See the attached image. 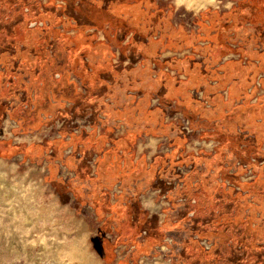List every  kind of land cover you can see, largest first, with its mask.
Returning a JSON list of instances; mask_svg holds the SVG:
<instances>
[{
  "label": "rangeland",
  "instance_id": "374dc122",
  "mask_svg": "<svg viewBox=\"0 0 264 264\" xmlns=\"http://www.w3.org/2000/svg\"><path fill=\"white\" fill-rule=\"evenodd\" d=\"M197 1L149 0V2H145L139 0L137 6L133 7L132 5L133 8H131L132 2H128L126 4L130 9H126L125 13H122L127 19H130L132 16L130 17L129 12H133L135 21L131 26L132 29L141 28L140 30H143V35L148 38L147 40H132V42L127 40L132 35H129L126 40H106L101 32L91 34L92 40H82L85 43H92V48L95 46V39L98 44L107 45L106 53L102 52L101 59L106 56V61L110 60L109 65L113 64L116 67L119 64L123 68L118 69V72L113 70V73L112 71L106 73L102 67L104 62L99 59L100 55L95 54L96 51L83 54V57L87 58L84 62L86 68L100 69L96 78L100 77L103 80L102 87L105 92L101 99L88 98L79 107H75L74 102L60 94H58L60 99L55 98L57 89L52 83V75L41 78L35 76L40 63L37 60L39 58L37 40H8L16 42V52L14 54V51L10 50L6 56L0 57V173H5L9 183H16L20 187L29 189L32 196L29 214L33 220L31 230H35V232L33 234L24 232L26 228L27 230L29 228L23 225L22 218L18 222V226L24 229L17 228V224L14 226L15 229L20 230V234H24L28 241H35L34 250L30 251L31 254L35 251L32 254L34 255L32 259H35L34 257L39 254L37 251L40 247L37 242L40 235L42 233L50 234V232L57 234L72 251L74 248L77 250L78 247H85L86 250L95 254V261H100L101 264H252L256 259L254 254L263 253L264 187L260 186L262 183H259L258 179L261 176L264 180V144L259 150L248 148L242 154L237 152L238 154L233 157L230 154L229 157L224 155L221 159L217 158L215 162L212 159L217 155V148L220 146V142L216 139L217 135H215L218 130L225 129L234 135L240 134L247 137L254 135L264 140V113L260 117H253L248 115L250 110L237 109L248 99H250V105L264 102V76L262 75L264 71L255 70L260 62L258 56L264 53V40H262L264 39L262 36L264 26L247 21L244 24L246 28L237 31L239 32L237 37L233 36L234 29L227 28L223 37L217 35L214 39L211 36L217 32V28L212 29L209 34L206 27L209 21H204L206 26L200 27V22L196 21V18L199 19L203 13L210 12L211 14L219 13L223 19L232 20L233 17L229 18L225 13L236 7L239 4L238 0H216L215 4L204 7L202 10L197 8L199 4ZM109 27L110 24L106 23L105 28L109 30ZM81 31L83 32L84 29ZM258 33H260L258 37L261 39L255 40L253 37H256ZM69 35L78 36L76 30H71ZM137 36L140 38L141 33H138ZM152 36H154V40H151ZM234 38L239 41L232 40ZM128 42L141 48H144L142 46L145 43L147 48L143 49L142 55H139L137 60H131L130 57L122 58L123 55H127ZM222 42L232 49L225 59L238 60L244 55L245 63L247 62L249 71L253 73V75L251 74L252 78L254 75L260 74L255 76V80L248 88L250 95L235 91L233 102L231 101L234 111L229 117L224 116L230 114L231 106L227 88L233 86L236 89L238 87L242 89L244 78L240 76L241 74L236 75L237 72H235L236 78H233V81H230L231 78L228 79L223 84L225 86L223 91L219 89L218 92L211 93L214 101L212 105L209 100L205 99L201 89L207 82L215 85L214 78L193 77L192 80L187 81L189 79L186 74L180 75L179 71L172 69L169 64L170 60L174 65L177 63L176 60L192 57L197 62L194 70L209 68L210 71L221 74L219 65H212L211 55L218 58L222 50L218 44ZM237 43L244 50L243 54L240 53L241 55L238 52ZM75 44H77L75 41L70 44L76 50L73 58L75 55L85 52L81 47L75 48ZM48 52L56 60V63L61 65L68 64L67 62L72 58L65 54V48L54 53L50 44H48ZM133 53L135 55L138 52L134 51ZM147 53L150 57L146 56ZM167 60L169 62L165 63ZM72 61L70 66L72 67L74 64V71L73 68L70 70L68 81L75 82L78 92L86 94V81H84L86 77L79 71L83 66L81 63ZM132 65L134 67L127 69ZM4 68L9 69L6 74H4ZM162 73L176 77L179 81L187 82V85L192 86L187 96L174 97L175 92H171V86L165 81L158 80L159 76L163 75ZM262 76L263 78H261ZM196 79L198 80L196 81ZM33 80L36 81L32 82ZM234 80L238 82L237 85ZM89 84L90 87L94 86L93 83ZM141 84H144V89ZM37 85L41 91L37 90ZM199 87L201 89H198ZM141 93L143 96H140ZM219 94L223 97L224 103L229 102L228 105L215 102ZM183 98L184 102H182ZM194 98L200 102V107L203 108L200 111H194L192 107ZM108 102L112 103L113 107L120 109V112L127 110L130 115L133 114L130 121L133 120L132 127L134 128L138 123H140L138 127L143 125L144 122L140 121L143 115L141 116L140 113L142 114L143 110L149 106L160 108L163 112L157 113V117L164 116V123L170 125L171 134L168 137L163 135L157 138L144 135V139L139 140L136 146L137 155L148 157V163L155 155L166 157L167 163L165 168L154 177V181L149 184L144 183V180L141 181L144 188L138 199L143 211L151 214L154 218L157 217L161 208L160 199L157 197L164 195L169 202V208L166 210L167 215H173L175 206L180 200L189 199L193 193L197 194L198 192L200 195L196 198L200 199L201 208V211L198 212L199 215L209 216L206 214V210L211 206V202H214L213 211L222 210L220 213L214 212L211 225L202 221L192 227L189 221L183 225L168 221L170 225L168 229L176 231L181 241L183 240V243L180 241L183 252L178 253V244L176 245L173 238L167 233L166 235L164 233L163 237L152 235L147 238L146 232L149 230L143 231L142 234L139 227L141 234L136 240L134 229L126 222L122 224L120 231L111 221L112 224L105 225L97 210L90 204V199L86 198L89 193L87 191L90 189H84L87 203L82 204V201L75 195L67 196V199L63 198L54 187L52 183V179L55 178L53 177L54 173L59 175L62 180L64 179V182L68 181L73 173L65 166L56 165L54 160H48L47 156L51 151L32 158L29 155L26 156V153L21 150L23 146L29 148L39 145L45 140L52 141L60 138L63 131L67 133L64 139L66 142L71 145L74 143H77V146L84 145L82 142H77L72 134L78 136L76 138H80L83 132L90 136L103 133L106 125L103 112L108 111L109 108L104 107ZM138 114L141 118L139 121L137 120ZM38 116L41 120L40 124L37 123ZM6 123H8V127H5ZM118 130L125 132L121 126L118 127ZM33 134L34 139L32 138ZM171 136L188 138L184 150H178L175 154L172 144L167 145ZM39 138L41 139L39 140ZM93 139L94 137H90L86 141H93ZM203 142H211V146H207ZM7 147H11L12 150L6 151ZM85 147L83 151H86L88 155L94 153L93 145L88 144ZM246 153H249L247 157H245ZM174 154L175 157H173ZM77 157L79 156L77 155ZM182 158H186V160L182 161ZM96 174L95 172V176ZM188 181H191V185ZM199 181L203 186L201 191H197L198 188L195 186ZM185 182L187 186L183 188ZM250 183L253 184V191L257 192L256 194L244 189L246 184ZM222 193L225 195L224 197H221ZM239 193L241 195L236 198L235 195ZM116 197L110 194L112 202ZM224 203L229 204V208L226 209ZM166 206L164 205L165 208ZM161 215L163 218V213ZM160 217H157L158 221ZM112 219L114 220L113 217ZM1 221L2 228L6 225L9 228V219ZM102 232L107 234V240L111 246L114 247L118 243L115 247L116 252L107 256L99 251L98 240L103 236ZM118 233L120 234L119 238L117 237ZM124 235L128 236V242L123 241ZM247 235H251V238ZM48 238L50 239L49 236ZM146 238L147 242H145ZM3 239L0 236V264H11L12 262H16L14 264H31L24 252L19 260L16 258V252L9 254L5 249L6 240ZM72 254L71 252L69 255L66 254V258L63 259H66L67 264L79 263L76 258L70 257Z\"/></svg>",
  "mask_w": 264,
  "mask_h": 264
},
{
  "label": "flooded vegetation",
  "instance_id": "af4514ba",
  "mask_svg": "<svg viewBox=\"0 0 264 264\" xmlns=\"http://www.w3.org/2000/svg\"><path fill=\"white\" fill-rule=\"evenodd\" d=\"M138 1L139 0H0V57L6 56L10 50H13L14 54L16 52V42L8 40H37V49H39V58L37 60L38 63H40L35 73L38 74L39 77L52 75V83L56 86V89L62 87L65 83V80H67V83L70 82L68 81L69 75L71 74L70 70L73 68L74 71V64L72 67L70 66L72 60L76 61L78 64H82L83 68H80L79 71H81L84 77H88V73H94L95 71L97 74L100 69L95 70L94 68H86V64L84 62L87 58L83 57V54H90L91 51H96L95 54L100 55L99 59H101L102 52H104L103 54L106 53L107 45L101 43L98 44L95 39V46L92 48V43H85L82 40H92L90 35L96 32H101L102 36H104L106 40H126L129 35L132 36H130V38L128 37L127 40H131V42L132 40H147L148 38L143 35V30H140L141 28L136 27L132 29L131 26L135 21L133 12H129L130 17L132 16L130 19H127V17L123 15V13H125L122 6L124 2H132L131 8H133L137 6ZM242 1H244L245 9L243 12H234L230 17H233L232 20L227 21L226 19H223L221 14H211L215 19V24L210 26V28L211 30L217 28V32L213 33L211 36L212 38H215L217 35L223 37L227 28L234 29V31L243 30L246 28L244 24H246L247 21L255 23L256 21L260 20L259 22H261L264 20V9L258 12L259 14H256L254 12L255 6L253 4V0ZM262 6L264 7L263 3ZM126 8L130 9L129 7ZM226 14L227 13H225V15ZM223 20H226V22H223ZM236 21H239L240 24L236 25ZM199 22L200 27H202L203 25H201V21ZM106 23L110 24L109 30L105 28ZM226 23L228 24V27H223V25ZM82 29H84L83 32L81 31ZM71 30H76L78 36H70L69 32ZM211 30H209V34ZM258 31L260 32L259 28ZM138 33H141L140 38L137 36ZM238 33L239 32H237V35ZM207 36L209 37V35ZM258 36H260V33H258V35L253 38L255 40L261 39V37ZM151 40H154V36L151 37ZM74 41L77 42V44H75V48L79 49L81 47L85 51L75 55L76 58H73L74 54H76V50L70 45L71 42ZM128 43L129 44L127 45L129 46H127L128 50L126 51V54L131 60H137L138 56L142 55V51L146 47L145 43L144 46H142L144 48L135 47V44L133 46L130 42ZM48 44L51 45L52 51L54 53L58 52L62 48H65V54L69 58L72 56L70 61L67 62L68 64L64 63L61 65L56 63V60L48 52ZM134 51L138 52L139 54L137 53L134 55ZM146 56L150 57L148 56V53ZM101 60L104 62L102 64L105 66L106 56H104V58ZM130 67L132 68L134 66L132 65ZM76 69L77 68H75V70ZM8 71V68H4V74H6ZM85 83L88 84V80ZM146 119L149 120V123L151 124L139 126V130L137 129V131H139V133H137V137L139 139H144L146 135L160 138L163 135L167 134L168 137L171 134L169 128L165 127L160 121V117L148 115ZM182 139L183 136H171L167 145L170 146V144H172L171 146L175 149V152L177 150L180 151L182 149H178V146ZM161 157L163 158L162 155H156L152 160V164L153 166L156 164V168H162L163 163H159V159ZM135 177L137 178V181H133V183H131L129 186L131 192L129 205H127L125 209L120 207V205L115 206L113 212L111 213L114 220L111 219V222L115 224V227L118 229V231L122 230V224L124 222L128 223L130 227L134 229L135 238L137 240L139 235L142 233V231L139 233L138 229L139 219H146L147 223H149V232L144 231L146 232L147 238L151 237L150 231L153 230V218H150L146 213L142 215L143 209L140 204V200L138 199L139 195L143 193L144 188L141 181L144 180V183L149 184V182H152L155 179L149 176H139V178L138 176ZM195 186L198 188L197 191H201V187H203L201 181H199ZM198 195H200L199 192L197 194L193 193L189 199L183 198L178 204H176L173 211L174 214L169 216L167 215V222H165L163 230L165 235L167 233L168 236L173 238L175 244H178V253L183 252V240L181 241L180 236L176 231L168 229L170 226L168 221L179 225H183L186 223V221H189L192 227L197 226L199 222L202 221L211 225V219L214 215V212H222V210L213 211L214 202H211V206L206 210V214H209V216L199 215L198 212L201 211V208L199 202L200 199L196 198ZM86 198L90 199V203H92L94 200V195L88 193ZM162 198L166 200V196L161 195V199ZM224 206L226 209L229 208V204L227 203H224ZM102 234L103 236L98 240L99 251L104 254V256H107L114 252L116 245L114 247L111 246L106 238V233L102 232ZM147 238L145 242H147ZM128 240V236L124 235L123 241L128 242ZM180 241L182 243H180Z\"/></svg>",
  "mask_w": 264,
  "mask_h": 264
},
{
  "label": "trees",
  "instance_id": "16d2710c",
  "mask_svg": "<svg viewBox=\"0 0 264 264\" xmlns=\"http://www.w3.org/2000/svg\"><path fill=\"white\" fill-rule=\"evenodd\" d=\"M145 2H149V0H144ZM239 5H243L244 1L242 0H238ZM262 3L264 4L263 0H253V4L256 7V9H264V7L262 6ZM123 11H125L127 8L129 7L127 6L126 2L123 3ZM239 10V11H238ZM234 12H241V10L238 7H234L232 9V11L228 12L226 14V16H228L229 18L232 16V14ZM216 15H219V13H216ZM209 21L211 23V26H213L215 24V19L213 17V15H211L210 12L208 13H203L201 15V22L203 26L205 25L204 21ZM228 21V20H227ZM235 24H240L239 21H236ZM233 26V25H232ZM235 26V25H234ZM207 27V26H206ZM223 27H228V24H224ZM209 29V28H208ZM211 30V29H209ZM264 36V34H262ZM215 39V38H214ZM218 44V43H217ZM219 46H221V53L218 56V58H215L214 55H211V59H212V65H216V62H218L219 60H221V57L223 55H226L228 53H230L229 51L232 50L230 47H228L226 44H224L223 42L218 44ZM129 46V45H127ZM242 54L244 53L243 49L239 50ZM127 55H123V59H126ZM260 62L259 65L256 66V69H259V71H264V53H262L261 55L258 56ZM175 60V59H174ZM177 61V65L171 64V60H170V67L172 69H177L179 71V73H184L188 76L187 81H190L193 79V77H202V78H214V80L217 81V85L213 86L210 83H205L203 89H201V87H199L198 89L203 90L204 92V97L206 100H209L212 105L214 103L213 101V97L211 95L212 92H218L219 89H221V91L224 90L225 86L223 85L228 79H230V81H233V78H236L235 76V72L236 75L241 74L240 76H243V80H242V84L244 85V87H242V89H240L239 87L236 89L233 86L229 87V97H230V101H232L233 96L235 94V91H241V93L245 94V95H250L248 94V88L251 85L252 81L255 80V76H257L258 74L254 75L253 78L251 76V74L253 75V73L251 71H249V68L247 67V65H243V61L242 60H232L229 62H226L224 65L219 67V72L222 71L221 74H217L213 71H210L209 68H198V69H193L195 65H197V62H195L193 60L192 57H187L183 60H176ZM169 60H167L165 63H168ZM110 60L108 59L105 63V66H102L104 70H106V73H110L113 70L114 72H118V69H122L123 67L120 66H113V64H110ZM159 63V62H158ZM94 69H96L95 67H93ZM127 69H131V67L127 68ZM253 71V70H252ZM254 72V71H253ZM214 74L215 76H213L212 74ZM89 76L86 77L84 80L87 82L88 80V84L86 83V94H82L76 91V86L75 85H71L67 83V80H65V83L63 85V87H61V89L59 91H56V98H60V95H62L65 98H68L69 100H71L72 102H74L75 107H79L82 106L83 102H85L84 100H87L88 98H97V99H101L104 95L105 89L102 87V79L99 77L96 78V71L92 74L88 73ZM163 75H160L158 80L159 81H165L168 85L171 86V92H175L174 97L177 96H182L185 97L187 96L190 88L192 86L187 85V82H182L179 81L176 77H171L169 74H165L162 73ZM35 76H38V74H35ZM233 76V77H232ZM34 77V76H33ZM39 77V76H38ZM36 78V77H35ZM40 79V78H39ZM198 79H196L197 81ZM213 80V81H214ZM263 81V79H261ZM36 80H33L32 82H34ZM173 81V83H172ZM235 81V80H234ZM89 83H93L94 86L90 87ZM162 83V82H161ZM237 81H235V84L237 85ZM163 84V83H162ZM185 85V86H182ZM235 85V86H236ZM37 90L39 91V85H37ZM65 90H69L68 92H66ZM41 91V90H40ZM58 94H60L58 96ZM48 96V94H47ZM194 101V104L192 105V107L194 108V111H200L201 108V104L199 101L192 99ZM184 98L182 100V102H184ZM218 104L221 105H228V103H224L223 101V97L219 94L216 97V101ZM233 102V101H232ZM232 102H231V106H230V114H226L224 115L225 117H229L231 116V113L234 111V107L232 106ZM262 102V101H260ZM49 103V102H48ZM50 104V103H49ZM239 108H245L246 110H250V112L248 113V115H252L253 117H260L263 113H264V102L259 103L257 105H250V99L246 100L243 102L242 105H240L237 109ZM159 108H146L143 110L142 114L144 115V117H147L148 115H151L153 117H157V112H158ZM146 122H149L146 120ZM37 123L40 124L41 120L40 117H37ZM137 133H139V131H131L129 132L128 138L129 139H122V140H116L114 139L111 135H108V138H103L102 140H98L96 141L99 145L98 147L94 148V151H102L103 149V144L104 142L107 140H110L111 142H113V149L110 152V154L116 153L118 150L120 149H125V150H131L133 149L134 144L136 143L137 140ZM67 133L66 132H62V138L60 139H55L52 141L49 140H45L43 141V143L39 144V145H35L29 148H26V146H23L21 148V150L26 153V156L29 155L30 157L34 158V157H38L44 154H47L51 151V153L47 156L48 160H56V159H62V154L63 151L65 149H67L68 147L72 146L73 147V153L68 157V159L66 161H64V163H66V165L72 169L75 170L77 173V177L79 179V182H69V183H65L62 180H57L56 178L52 179V183L54 185V187H56V189L60 192L61 196L65 199H67V193L68 192H73L74 195L80 200L82 201V204L86 203V198H85V194H84V189L88 186L86 183V181H90L92 187H93V191H94V200L92 201V206L97 210L98 215L100 216L101 219L104 218V215L113 210L115 207H112L111 204L108 201V193L104 190V187L106 186H111L117 179V170L116 167H113L110 165V156H108V158L106 160H104L100 166H99V170H98V178L94 179L91 178L89 176V168L88 165L86 163V161L84 160V158H77L76 154L77 153H81L83 154V156H87V152L83 151V149H85L86 147H83L82 149L79 148V146H77V143L74 144H70L69 142H66L65 139V135ZM215 135H217L216 139L220 142V146L217 148V155H215V158H213L212 160L215 162L218 159L223 158L224 155H227L229 157V155L231 154V156H235V154H238L237 152H239V154L244 151H246L248 148H256V149H260L262 147V144H264V140L261 139L260 137L257 136H251V137H247V136H243L240 134H233L232 132L226 131L225 129H221L218 130L217 132H215ZM73 138L75 140H77V142H82L83 144H86V140H87V135L83 134L82 137L80 138H76L75 136H73ZM188 140L187 137H183V139L181 140L178 149H184V145L186 143V141ZM74 145V146H73ZM235 145V147H234ZM246 146V148H245ZM11 147H7L6 151H11ZM178 151V150H177ZM176 151V152H177ZM175 152V154H176ZM175 154L173 155V157H175ZM249 155V153H246L247 157ZM244 157V156H243ZM186 158H182V161H185ZM166 158H160L159 159V163H163L165 164ZM157 162V160H156ZM156 167V164L154 165V168ZM195 168V165H194ZM128 171L132 174L135 173L136 168L133 166L132 162L130 161L128 163L127 166ZM143 170L145 169V166H142ZM153 175H154V171L152 170ZM142 174V173H141ZM53 177H55L53 175ZM111 178V179H110ZM110 179V180H109ZM109 180V181H106ZM259 183H262L260 186L264 187V180L263 178H261V176L258 179ZM189 184L191 185V181H188ZM257 182V181H256ZM255 182V183H256ZM238 184L240 182H237ZM247 186L244 187V189L250 193H254L256 194L257 192L253 191V184H246ZM187 186V183H186ZM227 195V194H226ZM232 195V194H231ZM239 195H241V193L235 195V197L237 198ZM225 195L222 193L221 197H224ZM230 196V195H229ZM230 199V198H229ZM234 199V196H233ZM232 199V200H233ZM141 222L139 223V227H140V232L142 231H146L147 229L150 230L149 227V223H147L146 219H142L140 220ZM151 236L153 235L154 237H163L164 236V230L161 229L156 222V218L153 221V230L150 231ZM256 233H258L256 231ZM254 233V234H256ZM163 235V236H162ZM247 237L251 238V235H247ZM259 248V246H258ZM262 248V247H261ZM254 257H256L254 263L252 264H264V251L263 253H256L254 254Z\"/></svg>",
  "mask_w": 264,
  "mask_h": 264
},
{
  "label": "crops",
  "instance_id": "0c3cea01",
  "mask_svg": "<svg viewBox=\"0 0 264 264\" xmlns=\"http://www.w3.org/2000/svg\"><path fill=\"white\" fill-rule=\"evenodd\" d=\"M236 7H238L241 12H243V10L245 9V4L243 5H237ZM254 12L255 13H258L260 11H262V9H256V7H254ZM233 9V8H232ZM231 9V10H232ZM230 10V11H231ZM229 11V12H230ZM239 11V10H238ZM228 13V12H227ZM259 14V13H258ZM196 21H201V17L198 19L196 18ZM255 23H258V25H263L264 26V20L259 22V21H256ZM201 25H202V22H201ZM207 28L211 29L210 26H211V23L210 22H207ZM233 36L234 37H237V31H234L233 32ZM264 34V32H263ZM263 36V35H262ZM264 38V36H263ZM232 40H236L237 42L239 41L238 39L234 38ZM264 40V39H262ZM238 44V43H237ZM238 47H239V50L241 49L240 45L238 44ZM238 50L239 54L241 53L240 51ZM264 52V51H263ZM226 55H223L221 57V60H219L218 62H216V65L218 66V68L222 65H224L226 62H229V61H232V60H235V61H238V60H242L243 61V65H246L247 62L245 63V57L244 55H242L243 57L239 58L238 60L237 59H225ZM241 55V54H240ZM186 58V57H185ZM212 60V59H211ZM102 66H104V64H102ZM1 74V73H0ZM180 75H185L184 73H179ZM260 74H258L257 76H259ZM264 76V72L262 74ZM263 76L261 78H263ZM172 77V76H171ZM41 78V77H40ZM217 83V81H216ZM215 83V85L213 86H216L217 84ZM68 84H70L68 82ZM71 85H75L76 86V91L78 92V88H77V84L74 82V83H71ZM63 87V86H62ZM141 87L144 89V84H141ZM61 89L60 88H57V91H59ZM227 95H229V89L227 88ZM66 92H68L69 90H65ZM80 93V92H79ZM143 94V93H141ZM140 96H143V95H140ZM56 98V97H55ZM57 99H60V98H57ZM68 99V98H67ZM133 99L135 100V97H133ZM227 99H228V96H227ZM69 100V99H68ZM71 101V100H70ZM72 102V101H71ZM104 107L106 108H109L108 111L106 112H103L104 115H105V122H106V125L104 127V131L103 133H100L98 135H93V136H90L88 133L86 132H83L81 133L82 135L83 134H86L87 135V139H89L90 137H94L93 141L90 140V141H86V144L84 143V145H80L79 147L80 148H83L85 146H88L89 145H93L94 148L98 147V143L96 141L98 140H102L103 138H108V135H111L114 139L116 140H122V139H128V135H129V132L131 131H137V129L139 130V127L138 125H140V123H138L136 126L137 127H132V122L130 121L131 118H133V114L130 115L128 113L127 110H122L120 112V109H117L115 107H113L112 103L108 102ZM157 108V107H155ZM149 109H152L150 106H149ZM162 113L163 111L159 108L158 112L157 113ZM140 115L142 116L143 114L140 113ZM141 118H139V114L137 115V120L139 121ZM146 117H144L143 115V118L142 120H140L141 122H144L143 125H147V124H151L149 122H146ZM149 121V120H147ZM160 121L162 122V124L169 128L170 125H167L166 123H164V116H160ZM112 123H114L112 125ZM95 125V124H94ZM122 127V129H124L125 132H119L118 130V127ZM116 131V132H115ZM75 136V137H78L76 136L75 134H72V137ZM164 136H167L164 135ZM62 138V137H60ZM58 138V139H60ZM57 139V138H56ZM139 140H142V139H139L137 138L136 140V143L134 144L133 146V149L131 150H125V149H120L118 150L116 153H113V154H110V152L112 151L114 145H113V142H111L110 140H107L104 142L103 144V149L102 151L98 152V151H94V153H91V154H87V156H82L81 153H77L76 156L78 155L79 157L77 158H84V160L86 161L87 165H88V168H89V176L91 178H94V179H97L98 178V170H99V166L100 164L106 160L108 158V156H110V165L113 166V167H116V170H117V179L116 181L111 185V186H106L104 187V190L108 193V201L109 203L111 204L112 207H115L117 205H120V207H122L123 209H125L127 207V205H129V202H130V199H131V196H130V184L133 183V181H137V178L135 176H139L143 177V176H149V177H154L160 172V170L164 169L165 166L167 165L166 161H165V164L162 165V168L161 167H155L153 166L152 164V160L154 159H150L149 163H148V157L146 156H138L137 153H136V146H137V143ZM186 144V143H185ZM72 146L68 147L67 149H65L63 151V154H62V159H56L54 160L55 164L56 165H59L60 167H66L68 168L69 170H71L70 172L73 173V176H71L69 178L68 181H66L65 183H69V182H79V179L77 177V173L75 170H72L70 169L66 163H64V161H66L68 159V157L73 153V148H71ZM90 148H92V146H89ZM71 148V149H70ZM173 148V147H172ZM184 148H185V145H184ZM70 151H67L69 150ZM184 150V149H183ZM156 156V155H155ZM154 157V156H153ZM164 157V156H163ZM168 157V156H167ZM166 158V157H164ZM132 162L133 166L136 168V171L135 173L131 174L128 169H127V166H128V163L129 162ZM143 163V164H142ZM151 164V165H150ZM145 166V169L146 170H143L141 166ZM152 170L154 171V175H153V172ZM95 172L97 173L96 176H95ZM142 173V174H141ZM54 176L57 180H62L59 175H57L56 173H54ZM64 181V179L62 180ZM88 186L86 188L90 189V191H87L91 194L94 195V191H93V187L90 183V181H86V183ZM185 184L183 185V188H184ZM192 186L194 187V184L192 183ZM121 188V189H120ZM182 188V189H183ZM180 191V190H179ZM183 191V190H182ZM112 196H117L115 201L112 202L111 198H110V194ZM85 194V192H84ZM74 193L73 192H68L67 193V196H73ZM157 199H160L159 200V203H160V209H159V212L157 213V217L158 216H161L159 218V221H158V218H156V222H157V225L162 229V227H164L165 225V222H166V218H167V212L166 210L169 208V202L166 198V200L164 199H161V195L160 197L158 196ZM87 203V202H86ZM91 204V203H90ZM153 204V203H152ZM92 205V204H91ZM90 205V206H91ZM164 205H167L166 208L164 207ZM164 207V208H163ZM125 211V210H124ZM113 212V210L107 212V214L104 215V218H103V221L105 222V225L109 226V224H112L110 221L112 219V216L111 213ZM164 215V217L162 218V213ZM146 212L145 211H142V215L145 214ZM147 214V213H146ZM150 218H153V221L155 220L154 217H152L151 214H148ZM143 219V218H142ZM142 219H139V222L140 220ZM118 230V229H117ZM103 235V234H102ZM119 236V234L117 235V237ZM107 234H106V238H107ZM118 241V240H117ZM111 245V244H110ZM116 246L118 245V243L115 244ZM114 252H116V249L114 250Z\"/></svg>",
  "mask_w": 264,
  "mask_h": 264
},
{
  "label": "bare ground",
  "instance_id": "6f19581e",
  "mask_svg": "<svg viewBox=\"0 0 264 264\" xmlns=\"http://www.w3.org/2000/svg\"><path fill=\"white\" fill-rule=\"evenodd\" d=\"M215 1L216 0H198L197 2L199 4L197 3L198 4L197 8L199 7L202 10V8L204 7L215 4ZM6 126L8 127V123L5 124V127ZM17 137H22V136H17ZM26 137L28 136H23L22 138H26ZM34 137L35 136L33 134L32 138L34 139ZM40 139L41 138H39V140ZM196 144L198 145V143ZM203 144L207 146H211V142L210 143L203 142ZM31 200H32V196L29 192V189L25 187H20L16 183L14 184L9 183L6 180L5 173H0V219L1 220L9 219V223H10L9 228L7 225L3 228L0 225V234H1L0 236L6 240L5 249L8 251L9 254L16 252L17 253L16 258L19 260L21 255H23L22 253L24 252V254L27 256L28 262L31 264L32 263L33 264L34 263L36 264L37 263L38 264H67L68 262L66 263V259H63V258H66L65 257L66 254L69 255V253L71 252L73 254L70 257L76 258L79 261V263H76V264H101L100 261H97V262L95 261V254L86 250L85 247L83 248L78 247L76 248L77 250H74L75 249L74 248L72 251L71 249H69L68 246H66L63 243L64 241L60 240L57 234H53L51 232H50L51 235L48 233L47 234L42 233V235H40L39 241L37 242V245L40 247L38 251L40 252L37 251V253L39 254L36 253L37 257L35 256L34 257L35 259H32L34 256L32 254L35 251L32 252V254L30 253V251L34 250L33 248L35 246L34 245L35 241H32V242L28 241V239L24 237V234L23 233L20 234V230L15 229L14 227L15 224H17V228H20V226H18V222L22 218L24 222L23 225L29 228L28 230L26 228L24 232L26 234L27 232L30 234H33L35 232V230L34 231L31 230L32 225H33V220H32V217L30 216L31 214H29L31 206H32V203H30ZM21 212L23 213L21 214ZM1 220H0V224H2ZM20 229H24V228H20ZM48 236L50 237V239L48 238ZM28 242L29 243L31 242V244H28ZM38 260L39 262H37ZM14 263L16 262H12L11 264H14Z\"/></svg>",
  "mask_w": 264,
  "mask_h": 264
},
{
  "label": "built area",
  "instance_id": "2783aa9c",
  "mask_svg": "<svg viewBox=\"0 0 264 264\" xmlns=\"http://www.w3.org/2000/svg\"><path fill=\"white\" fill-rule=\"evenodd\" d=\"M69 151V150H68Z\"/></svg>",
  "mask_w": 264,
  "mask_h": 264
}]
</instances>
